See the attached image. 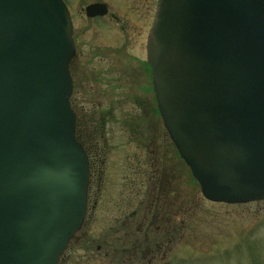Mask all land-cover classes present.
Masks as SVG:
<instances>
[{
	"label": "water",
	"instance_id": "obj_1",
	"mask_svg": "<svg viewBox=\"0 0 264 264\" xmlns=\"http://www.w3.org/2000/svg\"><path fill=\"white\" fill-rule=\"evenodd\" d=\"M71 35L61 0H0V264H58L84 220ZM147 59L203 198L264 201V0H159Z\"/></svg>",
	"mask_w": 264,
	"mask_h": 264
},
{
	"label": "rangeland",
	"instance_id": "obj_2",
	"mask_svg": "<svg viewBox=\"0 0 264 264\" xmlns=\"http://www.w3.org/2000/svg\"><path fill=\"white\" fill-rule=\"evenodd\" d=\"M90 45L89 43L87 46ZM101 46L104 47H94L99 52L90 66V70L93 68L94 71L101 72V80L97 78L98 82L95 83L93 80L97 79L94 76L88 80L92 89L96 91L97 88L103 93L99 101H93V104L100 109L94 122L102 124V140L106 146L103 156L106 161L105 176L99 192H96L89 204L91 206L96 203L95 210L87 212L81 230L69 242L58 264H264V201L241 205H220L205 201L188 168L176 154L173 155L172 188L178 205L173 209L172 237L167 242L164 238L159 240L163 245L161 251L156 253L153 245L158 242L153 244L155 236L150 234L152 243L146 245L140 242L143 252L138 256L134 255L129 244L125 246L124 243L120 245V242H116V238L122 237L121 230L131 228V231L135 232L140 218L150 217L146 214L148 211L144 205L142 208L138 207L140 211L136 217L132 216L134 211L139 210L134 195L138 189L134 193L129 192L124 180L144 181L141 192L143 200L146 198L147 183L143 174L134 176L133 172L129 171L128 167L133 164L131 160L137 150L131 142L133 138H130L129 130H125L122 124L144 122L136 119L131 112L137 108L139 113L149 114L148 101L153 99V92L150 82L139 78L140 70L137 65L125 68L128 81L125 87L123 81L119 86L118 82H115L117 77L114 76L118 72H111L116 70L115 52L105 44ZM81 49L85 50L82 47ZM131 53L136 58L141 57L138 50ZM80 83L81 81L74 83L75 87H79L76 88L78 92ZM146 88H149V91ZM142 89L149 92L146 97L142 96ZM83 90L84 97L79 93L75 97L70 96L69 101H72L78 110L79 105L87 107L85 100L90 99L92 95L88 89ZM76 102L79 103L78 106ZM79 118L82 122L83 116L79 115ZM147 145L148 143L144 142L139 152L141 173H149V160L153 163L152 157L144 148ZM125 218H129L127 226L123 225ZM134 237L139 239L140 234L136 233ZM158 237L161 238V235ZM133 240L131 242L134 243ZM107 246H110V249L106 256ZM150 248L153 252L146 251ZM118 250H124L125 253L116 256Z\"/></svg>",
	"mask_w": 264,
	"mask_h": 264
},
{
	"label": "flooded vegetation",
	"instance_id": "obj_3",
	"mask_svg": "<svg viewBox=\"0 0 264 264\" xmlns=\"http://www.w3.org/2000/svg\"><path fill=\"white\" fill-rule=\"evenodd\" d=\"M62 1L69 12L72 24L74 55L68 68L72 83L71 97L77 96L76 94L78 93L80 96L84 97V94L82 93L85 90L83 89H88L89 92L92 93L90 96L91 98L85 100L87 107L83 108L79 105L78 110V108L74 106V103L72 101L70 102L71 110L75 117V138L85 152L88 161L89 176L87 207L85 213L86 219L87 212L95 210L96 203L91 206H89V204H91L93 196L96 195V192H99L103 184L106 165V161L103 158L104 153H106V146L103 143L104 140H102V124L94 122L96 114L100 113V109L98 108L99 106L93 104V101H99L98 99L103 93H100V90L97 88L96 91L92 89L89 84L90 80H88L89 77L93 76L96 79L99 78V80H101V72L94 71L93 68L90 70L92 61L95 59L94 57L97 55V52H99L96 51L94 47H104L101 45L105 44L115 52L114 60L117 65H114L116 70H111V72H118L117 74H114V76L117 77L115 78V82H118L119 86H121V82L123 81V86L125 87V84L128 81V79H126L125 68L127 66L134 67L137 65L140 70L139 78L141 80L144 78L147 82H150L152 89V71L147 59V43L154 22L158 0ZM89 43L93 48L91 45L87 46ZM80 44L82 45L80 46ZM81 47L85 48V50L81 49ZM135 50L140 52V58H136V56L131 53V51L134 52ZM76 81H81L80 84L83 89L80 88V92L76 90V88H79L78 86L75 87L74 83ZM93 81L97 83L98 79ZM146 89L149 91V88ZM89 92L88 94L90 95L91 93ZM142 92V94H144L142 96L145 97L146 94L149 93L143 89ZM152 97L153 99L148 101L149 114L139 113L137 108H134L133 112H131V114L136 116V119L138 118L144 122L136 121L134 123L122 124L125 130H129L130 138H133L131 142L135 145L137 150L131 160L133 164L128 167L130 169L129 171L133 172L134 176H140L143 174L147 183V186L145 187L146 198L143 200V193L141 192L144 186V181L141 180L140 182H137L136 180H124V185L129 192L134 193L135 190L138 189L137 193H134L137 199V209L142 208V205H144L145 209L147 208L148 211L146 214L150 215V217L144 216L140 218L136 225L135 232H132L131 228H127V230H121L123 233L122 237H120L121 235L119 236L120 239L116 238L118 239L116 242H120L118 243L120 245L122 243H124L125 246L129 244L135 256H138L139 253L143 252L141 250L142 245L139 244L140 242H144L146 245L152 243L149 238L150 234L155 236V243L153 244H156L159 240H163V238L165 239V242H167L172 237L173 230L171 231V228L173 222V209L174 206L178 205V199L173 196L174 191L172 188L174 182L172 170L173 155L175 156L176 154V156H178V154L169 140L167 132L165 131L159 117L154 93L152 94ZM78 104L79 103L76 102L77 106ZM145 105H147V103H145ZM79 115L83 116L82 122L80 121ZM144 142L148 143L144 148L147 149V154L149 152L148 155L151 156L153 160V163L149 160V173H141V159L139 152ZM128 162H130L129 159ZM139 211L140 209L134 211L132 216L136 217L139 214ZM128 221L129 218H125L123 225L127 226ZM136 233H139L140 238L142 237L143 239L135 238L134 236ZM159 234L161 235V238L158 237ZM132 240L134 243L131 242ZM162 245L163 242H158L156 245H153L156 253L161 251L160 248ZM154 248L152 247V249ZM109 249L110 246H107L105 253L106 256L108 255L107 253H109ZM152 249H146V251L148 252V250H150L153 252ZM123 252L125 253L124 250H122V252L118 250L116 256L121 253L124 254ZM127 253L132 254L129 252Z\"/></svg>",
	"mask_w": 264,
	"mask_h": 264
}]
</instances>
